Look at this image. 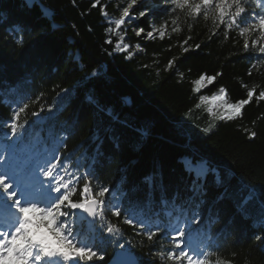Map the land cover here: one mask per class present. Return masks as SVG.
I'll use <instances>...</instances> for the list:
<instances>
[{
  "label": "trees",
  "instance_id": "16d2710c",
  "mask_svg": "<svg viewBox=\"0 0 264 264\" xmlns=\"http://www.w3.org/2000/svg\"><path fill=\"white\" fill-rule=\"evenodd\" d=\"M148 2L150 8L144 17H139L141 9L132 10L138 18L134 28L143 27L144 33L136 36L128 25L119 30L124 42L133 45L130 51L134 55L129 59L124 53L114 52L117 36L107 31L115 29V20L121 17L113 1L34 0L27 6L25 0H0V142L10 147L14 137L5 139L4 133L10 131L6 122L11 120V109L17 103L22 106L27 102L29 107L19 117V123L25 125L26 143L11 148L19 152L33 145L43 157L58 148L62 162L65 156L72 157L67 162L71 168L79 161L80 186L88 178L83 173L93 165L94 190L108 186L110 196L116 197L114 203L123 199L121 217L105 211L104 218L94 224L95 234L85 225V234L97 237L104 254L103 260L94 259L90 264H109L115 252L122 249L120 245L130 248L142 264H174L166 258L173 245L163 233L150 243L136 234L139 229L124 222L123 209L131 202L138 204L146 216L157 220L159 213L157 222L164 220L162 198L171 200L177 192L181 201L192 196L188 189L195 172L185 170V157L206 161L209 169L206 179L198 181L207 203L199 209L203 213L199 225L193 227L200 229L195 235L201 246H211V264H264L260 204L254 200L247 206L248 211L258 210L256 216L236 207L248 189H254L264 201V101L257 99L259 91H264V54L258 52L259 45L253 48L251 43L259 39V33L242 37L239 28H234L225 38V26L214 25L212 11L207 20L203 12L193 19L187 16V10L169 12L174 7L171 0ZM94 3L96 7H92ZM262 3L264 0H242L248 14L264 13ZM173 19H177L180 32H172ZM165 20L168 28L163 40L158 33H154L155 39L146 38L148 31ZM15 24L25 31L14 33ZM189 36L192 50L183 53L180 45ZM18 38L20 44L15 43ZM109 38L113 40L111 45L106 43ZM246 39L248 51L243 48ZM196 44L200 48L196 49ZM174 57L178 58L174 68L165 71L168 60ZM94 70L97 75L91 77ZM216 73L221 75L212 85L199 94L192 92L191 82L199 74ZM85 76L91 78L85 80ZM220 87L226 89L229 103L247 99V91L255 89L240 117L213 121L206 105L195 109L199 95L218 94ZM62 89L71 90V96L58 111L55 105ZM49 105L53 106L51 114L46 110ZM33 112L51 119L37 120ZM213 122V132L203 133L202 128ZM252 131L257 136L249 139ZM57 137L64 142L59 143ZM197 171L204 175L202 167ZM149 176L153 177L151 183L144 179ZM216 178L221 183L217 184ZM221 195L223 198L217 200ZM73 199H78V193ZM216 213L218 220L214 218ZM109 225L119 227L120 233L107 234Z\"/></svg>",
  "mask_w": 264,
  "mask_h": 264
},
{
  "label": "snow or ice",
  "instance_id": "6c2138e0",
  "mask_svg": "<svg viewBox=\"0 0 264 264\" xmlns=\"http://www.w3.org/2000/svg\"><path fill=\"white\" fill-rule=\"evenodd\" d=\"M27 6H32L34 0H25ZM98 3V0H97ZM137 0H131V3L123 9L120 19L115 20V29L108 28L109 33L115 32L117 40L114 44V52L124 53L127 58H132L134 53L130 51L133 47L130 43H126L125 36L119 35L122 25L128 21H133L136 17L131 16L129 9L132 8ZM174 7L169 8V12L175 13L177 9L187 10L186 14L195 19L203 12L204 18H209L212 11L213 23L216 27L225 26V38L227 31L239 28V35L245 36L254 31L259 33V39L252 40V46L255 48L259 45L258 52L264 54V44L260 41L264 40V13H246V9L242 4V0H216L213 10L214 0H171ZM94 3L92 7H96ZM264 8V3L260 4ZM234 9V10H233ZM107 18V13L102 11ZM147 15L145 11L139 13V17ZM3 21L0 20V23ZM173 27L172 32H180L177 26V19L171 21ZM246 25V26H242ZM168 21L165 20L160 27H153L146 33V38L155 39L154 33L163 40L166 36ZM191 28V26H189ZM24 27L20 24L13 26L14 33H23ZM144 28L140 27L136 31V36L144 33ZM215 35V33H213ZM191 36L183 40L180 47L183 53L192 50L189 41ZM20 44L21 39L15 40ZM106 43L113 44L111 38ZM135 48L139 49L140 45L136 44ZM195 48H200L199 44ZM245 51L249 50V42L246 39L243 43ZM174 57L169 59L165 67V71L172 70L176 60ZM97 72L94 70L91 77H95ZM207 74H199L191 83L193 85L192 92L199 94L202 89L212 85L216 76ZM249 75L251 73L249 72ZM181 78L183 73L180 74ZM91 77L85 76V80ZM83 83V81H78ZM2 91V90H0ZM255 89L247 91V99H240L236 103H229L226 96V89L219 88L218 94L199 95V103L194 105L195 109H200L202 105H206V112L213 118V121H232L242 115V109L248 105L254 97ZM71 96V90L62 89L57 94V102L55 107L59 109L65 104L66 100ZM24 97H21V101ZM39 97H37V100ZM91 99V97H90ZM257 99L264 101V91H259ZM29 107L27 102L17 103L11 109V120L7 121L9 132L4 133L5 139L9 136L14 137L10 147L21 146L26 143L24 141V124L19 123L21 113ZM53 106L49 105L46 109L48 113H52ZM45 111L41 105L40 112ZM192 109L188 110L191 113ZM40 112H33L32 115L38 119H51L49 117H40ZM27 121H25V124ZM31 127V125H29ZM215 122L209 123L202 128L203 133L211 134L215 129ZM62 130V129H61ZM249 139H254L257 132L252 131ZM59 143L64 141L57 137ZM96 152L100 153L97 146ZM59 149L54 150L50 158L43 160L32 159L30 161L29 175L32 182H26L21 170L17 169L12 159L0 164V208L7 210V216L0 214V264H90L94 259H104V254L100 251L96 236L86 235L84 232L86 224H96L98 219L104 218L105 211L111 213L112 216L121 217L123 199L114 203L116 197L110 196V188L101 186L98 189L93 188L94 166L89 165L83 173L85 177L82 186L80 180L82 178L79 172L80 164L76 162V167L71 168L69 163L71 156H65L64 162L61 161ZM186 171L195 172V179L188 191L192 192V196L185 200H180L179 192L175 193L171 200L167 198L161 199V207L164 220L157 222L159 213H156L157 220L151 216H146L140 209L138 204L123 209L124 222L128 225L139 229L137 235H143L151 243L153 238L160 233L167 238L172 247L168 249L167 260L173 261L174 264H211L208 259L211 246L202 247L200 244L195 246L190 239L193 233L199 235L200 229L193 227L199 225L203 213L199 209L207 202L203 199L206 193L202 192V184L198 186V181L206 179L209 172L206 161L194 162L191 157H185ZM204 169V175L197 171V168ZM146 182L151 183L153 177H145ZM216 183H221L220 178H216ZM78 199H73L77 195ZM107 197V198H106ZM223 195L218 196L217 200L222 199ZM260 204L262 215H264V201L259 200V194L254 189H248L241 201L237 204V210L245 213L247 206L252 201ZM215 203V202H214ZM148 206L151 207L149 200ZM211 212V210H208ZM215 219H219L218 213ZM119 227L111 225L106 226V232L109 235L119 234ZM104 229H99V233L103 236ZM105 239H100L99 243L103 244ZM257 240L260 236L256 237ZM124 249L123 245H120ZM164 259L163 254L160 255ZM112 264H142V261L130 249H124L122 252L116 253ZM219 264V262H218Z\"/></svg>",
  "mask_w": 264,
  "mask_h": 264
},
{
  "label": "rangeland",
  "instance_id": "374dc122",
  "mask_svg": "<svg viewBox=\"0 0 264 264\" xmlns=\"http://www.w3.org/2000/svg\"><path fill=\"white\" fill-rule=\"evenodd\" d=\"M110 1L114 2V5L116 6L117 11L119 13H121V16H122V13H123V9L125 7H127L128 4L131 3V0H110ZM149 6H150V3L148 2V0H137V3L134 4L131 9H129L130 15L136 17L135 14L132 12V10H135V9H141L140 11L147 12L148 8H150ZM137 19L138 18H136L133 21H128L127 18H126V23L124 25H128L129 28H134L135 22L137 21ZM136 31H138V29L134 28L133 32L135 34H136ZM139 50H140V48H139ZM36 119L38 120L37 117H36ZM4 152H5L4 144L0 143V156H2L4 154ZM47 158H50V156L47 155ZM47 158H45V159H47ZM9 159L13 160V162H14L15 166L17 167V169L21 170L22 174L25 176L24 177L25 181L29 182V183L32 182V177H31V175H29V168L31 167L30 161L32 159L43 160L41 157H39L38 149L36 147H34L33 145H31V146H29L27 148L21 149V151L17 154V156H15L13 154H10L9 156H7L4 159V162L9 160ZM1 170H3V169H1ZM246 214L247 215L256 216L258 214V210H255L254 208H250V211L246 210ZM254 222L256 224H258V221H256L255 219H254ZM262 247L264 248V243L262 244Z\"/></svg>",
  "mask_w": 264,
  "mask_h": 264
},
{
  "label": "water",
  "instance_id": "95a60500",
  "mask_svg": "<svg viewBox=\"0 0 264 264\" xmlns=\"http://www.w3.org/2000/svg\"><path fill=\"white\" fill-rule=\"evenodd\" d=\"M119 252H122V251H118L117 253H119ZM115 257H116V254L114 255L113 259L110 261L109 264H112V261L115 259Z\"/></svg>",
  "mask_w": 264,
  "mask_h": 264
}]
</instances>
